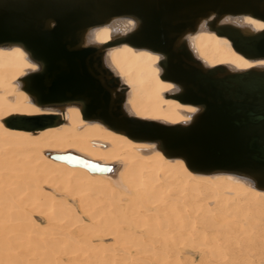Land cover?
Listing matches in <instances>:
<instances>
[{
	"label": "bare ground",
	"instance_id": "bare-ground-1",
	"mask_svg": "<svg viewBox=\"0 0 264 264\" xmlns=\"http://www.w3.org/2000/svg\"><path fill=\"white\" fill-rule=\"evenodd\" d=\"M219 22L264 28L248 15ZM133 27L131 19H112L87 30L83 42L99 48ZM183 39L203 67L264 65L235 52L203 20ZM102 52L124 85V114L189 121L196 107L169 96L177 88L159 77V54L124 42ZM36 67L18 45L0 46V264H264V189L233 173L192 172L153 142L82 118L74 104L32 103L20 85ZM13 115L57 121L27 130L3 122Z\"/></svg>",
	"mask_w": 264,
	"mask_h": 264
},
{
	"label": "water",
	"instance_id": "water-1",
	"mask_svg": "<svg viewBox=\"0 0 264 264\" xmlns=\"http://www.w3.org/2000/svg\"><path fill=\"white\" fill-rule=\"evenodd\" d=\"M243 15L264 23V0H0V46L18 45L36 64L20 85L32 103L74 104L82 118L132 140L153 142L164 156L180 158L192 172L233 173L264 189V65L203 67L183 39L203 20L242 57L264 59V28L250 31L219 22ZM116 18L131 19L134 27L99 48L83 42L87 30ZM118 42L160 55L159 77L177 88L169 96L196 107L187 123L166 125L124 114V85L102 61V50ZM56 121L54 115L3 120L27 130Z\"/></svg>",
	"mask_w": 264,
	"mask_h": 264
}]
</instances>
